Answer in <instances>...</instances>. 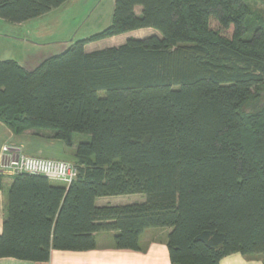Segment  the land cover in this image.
Instances as JSON below:
<instances>
[{
  "label": "trees",
  "instance_id": "16d2710c",
  "mask_svg": "<svg viewBox=\"0 0 264 264\" xmlns=\"http://www.w3.org/2000/svg\"><path fill=\"white\" fill-rule=\"evenodd\" d=\"M68 1L0 0V19L26 23ZM247 1L264 3L115 0L109 27L35 69L0 61V122L15 135L52 130L67 148L89 137L72 184L12 176L0 259L91 251L102 232L139 251L145 230L168 229L171 264L264 263V106L245 114L264 103V24ZM144 29L159 34L86 49ZM130 195L145 200L97 205Z\"/></svg>",
  "mask_w": 264,
  "mask_h": 264
},
{
  "label": "crops",
  "instance_id": "0c3cea01",
  "mask_svg": "<svg viewBox=\"0 0 264 264\" xmlns=\"http://www.w3.org/2000/svg\"><path fill=\"white\" fill-rule=\"evenodd\" d=\"M72 1L73 0H69L62 7L67 6ZM55 10L56 9L52 10L37 20L46 19L49 17L48 15H51ZM135 32L137 31L127 33L125 35L127 36V40L134 38V36L130 35ZM7 37L9 38V36ZM114 38L115 37L111 39ZM24 42L27 47L28 41L24 40ZM26 47L23 55H21L19 59L13 58L6 60H15L27 70H33L38 67L46 57H32L30 52L26 51ZM86 49H88V46H86ZM59 53L60 52L56 54ZM4 147H8L10 152L17 156H35L54 160H64L71 163L76 162L75 152L77 145H74L72 148H67L62 141L54 139L53 134L46 132L36 133L33 131L22 135H15L4 123L0 122V169L3 160L2 150ZM12 182L13 179L11 175L3 176V189L0 190V234L3 232L8 193ZM52 184L55 186H66V184L58 182H52ZM144 200L145 198L143 195L103 197L97 200V205L100 207L122 206L141 203ZM169 233L170 230L168 229H147L141 235L140 250L133 251L118 250L115 248L114 238L117 232H102L96 235V249L91 251L76 252L53 250L48 262L36 263L14 258H5L0 259V264H171L167 246ZM220 264L264 263L262 258L257 260L253 257L245 258L240 254H234L223 259Z\"/></svg>",
  "mask_w": 264,
  "mask_h": 264
},
{
  "label": "rangeland",
  "instance_id": "374dc122",
  "mask_svg": "<svg viewBox=\"0 0 264 264\" xmlns=\"http://www.w3.org/2000/svg\"><path fill=\"white\" fill-rule=\"evenodd\" d=\"M247 3L253 9V22L264 24V3L259 1H247ZM114 6L115 0H73L67 6L56 9V12L53 11L55 13L48 15L49 17L46 19H35L22 24L9 23L0 19V61L19 59L26 47L24 40L28 41L26 51H29L32 57L49 58L58 52L62 53L76 41L86 39L109 27L113 20ZM153 34L159 33L153 29H144L138 30L130 36L146 38ZM125 35L91 43L87 45V50L94 51L120 45L127 41ZM251 35L248 34L246 37H251ZM261 95L264 98V89ZM263 104L262 102L261 104L255 103L246 109L245 114L262 112ZM44 132L53 134L52 130ZM88 139L87 136L76 134L74 143L77 145ZM253 258L260 260L262 257L255 256Z\"/></svg>",
  "mask_w": 264,
  "mask_h": 264
},
{
  "label": "built area",
  "instance_id": "2783aa9c",
  "mask_svg": "<svg viewBox=\"0 0 264 264\" xmlns=\"http://www.w3.org/2000/svg\"><path fill=\"white\" fill-rule=\"evenodd\" d=\"M0 172L2 175L15 176L30 174L44 176L53 182L72 184L78 175L76 166L68 161L54 160L35 156H17L4 147Z\"/></svg>",
  "mask_w": 264,
  "mask_h": 264
}]
</instances>
